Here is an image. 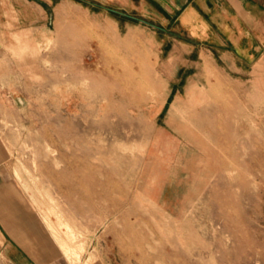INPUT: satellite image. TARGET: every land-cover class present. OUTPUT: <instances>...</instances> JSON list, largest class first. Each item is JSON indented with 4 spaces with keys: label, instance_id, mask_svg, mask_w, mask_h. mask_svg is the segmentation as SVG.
<instances>
[{
    "label": "rangeland",
    "instance_id": "374dc122",
    "mask_svg": "<svg viewBox=\"0 0 264 264\" xmlns=\"http://www.w3.org/2000/svg\"><path fill=\"white\" fill-rule=\"evenodd\" d=\"M102 8L0 0V264H264V32L117 33Z\"/></svg>",
    "mask_w": 264,
    "mask_h": 264
},
{
    "label": "crops",
    "instance_id": "0c3cea01",
    "mask_svg": "<svg viewBox=\"0 0 264 264\" xmlns=\"http://www.w3.org/2000/svg\"><path fill=\"white\" fill-rule=\"evenodd\" d=\"M103 6L104 23L114 32H121L130 26L125 20L151 31L154 35L170 32L186 34L197 44L211 41L221 46L252 41L253 34L264 32V0H90ZM157 40V36H154ZM236 41V42H233ZM230 44V45H231ZM0 148V168L4 165ZM3 175L0 171V184ZM14 210L15 208L12 207ZM21 214V213H20ZM20 225L18 231L27 235L32 243L29 250L22 243L14 241L15 254L27 260L37 255L41 248L38 224L25 215L16 213ZM7 224L9 222H6ZM25 238V239H26Z\"/></svg>",
    "mask_w": 264,
    "mask_h": 264
},
{
    "label": "bare ground",
    "instance_id": "6f19581e",
    "mask_svg": "<svg viewBox=\"0 0 264 264\" xmlns=\"http://www.w3.org/2000/svg\"><path fill=\"white\" fill-rule=\"evenodd\" d=\"M105 30V29H104ZM134 101V100H133ZM164 102V101H163ZM179 102V101H178ZM61 247L63 248V250L65 251V252H68L69 251V247H67V246H65V245H63V244H61Z\"/></svg>",
    "mask_w": 264,
    "mask_h": 264
}]
</instances>
